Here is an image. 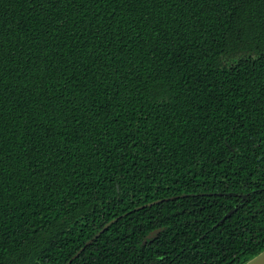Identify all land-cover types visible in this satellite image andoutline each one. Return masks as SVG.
I'll list each match as a JSON object with an SVG mask.
<instances>
[{
    "label": "trees",
    "instance_id": "trees-1",
    "mask_svg": "<svg viewBox=\"0 0 264 264\" xmlns=\"http://www.w3.org/2000/svg\"><path fill=\"white\" fill-rule=\"evenodd\" d=\"M82 246L69 264L264 249V0H0V264Z\"/></svg>",
    "mask_w": 264,
    "mask_h": 264
},
{
    "label": "water",
    "instance_id": "water-1",
    "mask_svg": "<svg viewBox=\"0 0 264 264\" xmlns=\"http://www.w3.org/2000/svg\"><path fill=\"white\" fill-rule=\"evenodd\" d=\"M151 203H152V202H151ZM151 203H145V204H143V205H141V206L136 207L135 209L140 208V207L145 206V205H148V204H151ZM113 221H115V218H113L112 220L106 222V223L102 226V228H100V230H98V231L95 233V235H94L92 238H90V239L86 242V244L90 243V242L92 241L93 238H96V237H97L101 232H103V231L109 226V224H110L111 222H113ZM153 235H154V233L151 232L150 234L147 235V237H151V236H153ZM86 244H85V245H86ZM83 247H84V246H82V247H81V248H80L75 254H73V256L67 261L66 264H69V263L71 262V260H72L74 257H76V256L80 253V251L83 249ZM243 264H264V249L261 250V251H260L259 253H257L256 255H254L253 257H251L250 259H248L247 261H245Z\"/></svg>",
    "mask_w": 264,
    "mask_h": 264
}]
</instances>
